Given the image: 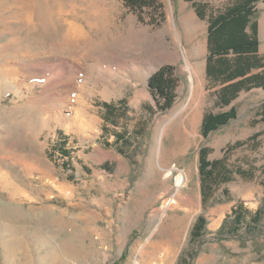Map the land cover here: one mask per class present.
I'll return each instance as SVG.
<instances>
[{"label": "rangeland", "instance_id": "374dc122", "mask_svg": "<svg viewBox=\"0 0 264 264\" xmlns=\"http://www.w3.org/2000/svg\"><path fill=\"white\" fill-rule=\"evenodd\" d=\"M232 1L203 0L210 11ZM161 2L153 23L123 0H0V264H264V216L257 235L215 236L238 200L264 211V90L219 106L220 85L206 74L208 19L191 1ZM263 16L260 1L253 19ZM165 64L178 85L162 110L148 78ZM103 102L119 107L115 119ZM232 105L238 118L205 137V113ZM60 134L68 168L50 155ZM203 146L250 171L206 209ZM201 213L208 232L192 243Z\"/></svg>", "mask_w": 264, "mask_h": 264}, {"label": "trees", "instance_id": "16d2710c", "mask_svg": "<svg viewBox=\"0 0 264 264\" xmlns=\"http://www.w3.org/2000/svg\"><path fill=\"white\" fill-rule=\"evenodd\" d=\"M127 7L142 11L149 9L152 13L151 22L156 23V13L162 14L161 0H123ZM194 4L197 15L209 21L208 26V54L206 56V74L209 81L220 85L217 94V104L221 107L229 106L243 91L254 88L264 89V54L259 52V23L253 17L258 11V3L264 0H233L219 11H210L211 6L203 0H187ZM148 85L160 109L166 110L172 106L176 98L178 85L175 76V67L165 64L153 72L148 78ZM122 100L120 106L124 105ZM107 114L111 119L119 110L111 102H103ZM264 120V108L261 113ZM238 118V109L232 105L229 109L218 112L208 111L202 120V134L207 137L210 133L228 125ZM260 134L251 138L255 140ZM59 143L51 152V157H61L62 165L68 168L70 151L69 138L60 134ZM117 142L128 143L126 135L117 133ZM237 141L234 146L243 145ZM211 147L203 146L200 149V174L202 202L206 209L214 200L216 191L225 183L235 178V173L248 178L250 171L232 170L226 162V156L210 159ZM246 173V174H245ZM230 190L223 188V194L229 197ZM264 216L262 208L252 209L243 200H238L226 215L221 226L216 230L217 240L241 238L257 235ZM208 217L205 213L198 215L192 231L191 242L199 241L208 232ZM192 257V256H191ZM186 262V261H185ZM188 261L185 263L187 264Z\"/></svg>", "mask_w": 264, "mask_h": 264}, {"label": "bare ground", "instance_id": "6f19581e", "mask_svg": "<svg viewBox=\"0 0 264 264\" xmlns=\"http://www.w3.org/2000/svg\"><path fill=\"white\" fill-rule=\"evenodd\" d=\"M262 31L264 32V23H263V29H262ZM178 33V32H177ZM177 40H176V42H178V43H181V39H180V36L179 35H177V38H176ZM201 40H199V41H197V42H195L194 43V46H198L199 44H201ZM177 45V44H176ZM176 53V52H175ZM195 72L196 73H198V75L200 76V74H201V65H199V66H195ZM193 69V70H194ZM170 173H171V171H169L168 172V174L167 175H170ZM182 181H183V176L180 174V175H178V177H177V184L178 185H180V184H182ZM176 200L174 199V198H171L170 199V201H169V203H174Z\"/></svg>", "mask_w": 264, "mask_h": 264}, {"label": "crops", "instance_id": "0c3cea01", "mask_svg": "<svg viewBox=\"0 0 264 264\" xmlns=\"http://www.w3.org/2000/svg\"><path fill=\"white\" fill-rule=\"evenodd\" d=\"M259 23V39H260V46H259V52L261 53V49H263V53L264 54V33L262 32V27H263V23H264V16L262 18V21L260 23V20L258 21ZM260 33H261V37H260ZM254 89H262V88H254ZM252 89V90H254ZM264 90V89H263ZM251 91V90H250ZM261 115V114H260ZM262 116V115H261ZM236 203V202H235ZM233 207V206H232Z\"/></svg>", "mask_w": 264, "mask_h": 264}]
</instances>
